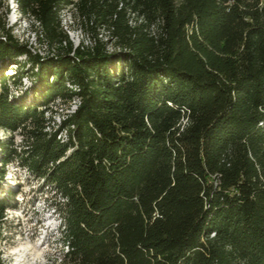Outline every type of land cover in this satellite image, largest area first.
Instances as JSON below:
<instances>
[{
    "label": "trees",
    "instance_id": "obj_1",
    "mask_svg": "<svg viewBox=\"0 0 264 264\" xmlns=\"http://www.w3.org/2000/svg\"><path fill=\"white\" fill-rule=\"evenodd\" d=\"M16 2L59 44L2 26L0 128L24 147L0 138V189L19 157L62 196L65 263L264 264V0ZM57 99L78 103L54 126Z\"/></svg>",
    "mask_w": 264,
    "mask_h": 264
},
{
    "label": "rangeland",
    "instance_id": "obj_2",
    "mask_svg": "<svg viewBox=\"0 0 264 264\" xmlns=\"http://www.w3.org/2000/svg\"><path fill=\"white\" fill-rule=\"evenodd\" d=\"M61 18L63 27L75 45L82 42L85 46L93 45L94 35L83 25V16L76 10V6L65 7ZM36 24L37 21L32 16L20 11L16 0H0V33L3 25L10 27L21 40H28L33 50L52 54L59 43L49 44L47 40H39ZM99 31L104 40L109 38L107 31ZM112 48L113 44L109 43V49ZM19 58L22 62H27L26 55ZM10 67L7 73H12L18 68L17 65ZM23 81L22 89L12 85L11 89L15 95L21 94L22 90L30 86V78L25 77ZM76 103L78 100L69 103L57 99L47 111L52 124L57 126ZM0 138L13 143L18 150H23L24 140L21 132L12 133L0 128ZM1 185L0 195L8 196L12 203L0 221V255L4 264H66L68 256L65 253L68 248L62 233L64 222L59 210L54 206L63 200L62 196L55 193L50 186L44 185L43 179L33 174L19 157L7 164Z\"/></svg>",
    "mask_w": 264,
    "mask_h": 264
},
{
    "label": "built area",
    "instance_id": "obj_3",
    "mask_svg": "<svg viewBox=\"0 0 264 264\" xmlns=\"http://www.w3.org/2000/svg\"><path fill=\"white\" fill-rule=\"evenodd\" d=\"M76 106H77V103L75 104V107H76ZM75 107H74V108H75ZM74 108H73V109H74ZM73 109H72V110H73ZM62 135H65V132H62Z\"/></svg>",
    "mask_w": 264,
    "mask_h": 264
}]
</instances>
